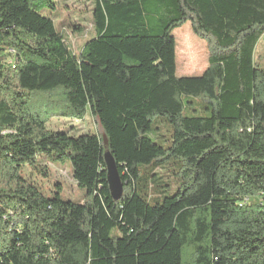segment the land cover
<instances>
[{
  "label": "trees",
  "instance_id": "16d2710c",
  "mask_svg": "<svg viewBox=\"0 0 264 264\" xmlns=\"http://www.w3.org/2000/svg\"><path fill=\"white\" fill-rule=\"evenodd\" d=\"M56 1L0 0V264H264V0H97L79 55ZM187 23L210 56L179 78ZM90 113L100 136L48 127ZM67 161L81 202L40 186Z\"/></svg>",
  "mask_w": 264,
  "mask_h": 264
},
{
  "label": "rangeland",
  "instance_id": "374dc122",
  "mask_svg": "<svg viewBox=\"0 0 264 264\" xmlns=\"http://www.w3.org/2000/svg\"><path fill=\"white\" fill-rule=\"evenodd\" d=\"M97 0H57L56 8H46L41 13L45 16L52 17L55 21L56 28L60 33L67 36V43L74 53L79 55L87 39L95 36L93 26L92 12ZM72 25L82 27V32L72 29ZM173 36L176 40V62L177 76L179 78L200 77L208 68V60L210 50L206 41L200 39L193 31L192 24L187 23L183 27L177 29ZM48 127L51 130H69L74 137L84 134H92L100 136L102 134L97 120L91 113L84 120L53 118ZM154 128L158 129L151 136L153 140L166 146L169 139L170 126L164 118H154ZM52 176L40 182L43 192L47 197H53L57 193V183L62 185V197L67 201L81 202L85 199V193L79 189L73 179V169L70 161L66 163H58L53 166ZM167 169L159 170L160 176H164V180L170 188L164 190V196L173 195L176 192V184L165 175Z\"/></svg>",
  "mask_w": 264,
  "mask_h": 264
},
{
  "label": "water",
  "instance_id": "95a60500",
  "mask_svg": "<svg viewBox=\"0 0 264 264\" xmlns=\"http://www.w3.org/2000/svg\"><path fill=\"white\" fill-rule=\"evenodd\" d=\"M106 165L107 182L111 196L114 201H120L124 196L125 184L120 175V171L116 160L111 152H106L104 155Z\"/></svg>",
  "mask_w": 264,
  "mask_h": 264
}]
</instances>
